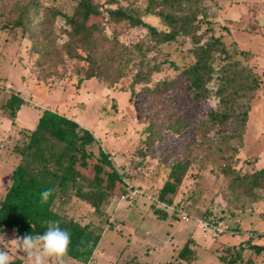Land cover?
I'll list each match as a JSON object with an SVG mask.
<instances>
[{
	"label": "rangeland",
	"instance_id": "rangeland-1",
	"mask_svg": "<svg viewBox=\"0 0 264 264\" xmlns=\"http://www.w3.org/2000/svg\"><path fill=\"white\" fill-rule=\"evenodd\" d=\"M41 1L63 10H71L75 3V0ZM96 1L103 3V7L109 6L105 0ZM119 4L142 12L145 22L164 28L157 16L143 13L147 0H118L110 6ZM199 6L210 20L213 33L221 36L235 58L261 77L259 88L248 103L245 130L240 137H231L228 125L223 140L217 143L208 141V136L219 132L207 118L208 110L215 108L216 97L192 99L182 85L180 69L169 63H163L158 72H153L147 84L133 82L134 68L112 85L93 77L77 87V69L82 62L66 58L48 68L47 59L35 50L26 29H0V199L20 158L13 147L23 137L25 129L34 126L45 108L71 116L81 127L92 130L98 143L91 149L97 153L99 145L102 146L124 174L128 191L120 192L114 180L106 183L114 195L103 207L102 214H96L88 203L75 197L64 207L69 216L102 231L97 250L104 249V253L100 252L87 264H224L219 255L228 248H237L243 241L248 250H243V257L234 264H264V249L256 251L245 242L250 228L264 229V186L256 189L257 202L252 209H242L234 202L235 197L239 199L237 192L232 194L231 191L233 173L224 175L220 167L224 162L229 172L231 168L245 174L264 166V0H201ZM3 21L0 16V24ZM249 24L253 25L251 30L247 29ZM54 27L56 40L62 43L67 36L62 32L66 24L61 16H56ZM106 31L110 33V27L107 26ZM119 40L127 45L151 43L147 29L142 26L126 29ZM190 46L189 39L182 37L148 55L156 60L167 57L182 66L190 58ZM242 49L248 51V58L240 53ZM164 79L181 83L177 87L179 95L170 105L181 113L189 126L181 133L158 127L161 138L146 149V126L164 119L171 108L153 103L145 86L153 87ZM12 93L25 99L16 113L14 126L8 110L1 107ZM141 151L147 153L141 155ZM182 158L189 159L190 168L173 195L174 205L152 204V188L161 186L168 178L170 164ZM154 207H160L166 216L158 217ZM230 210L233 214L228 212ZM184 214L188 220L183 219ZM217 217L221 218L214 228L205 227V219ZM2 236L0 247L11 259L20 257L22 264H31L12 244L11 240L18 237L12 230L5 229ZM256 240L259 245L264 243V232H260ZM64 259L65 264H86ZM44 264H56V260L49 258Z\"/></svg>",
	"mask_w": 264,
	"mask_h": 264
},
{
	"label": "trees",
	"instance_id": "trees-1",
	"mask_svg": "<svg viewBox=\"0 0 264 264\" xmlns=\"http://www.w3.org/2000/svg\"><path fill=\"white\" fill-rule=\"evenodd\" d=\"M200 1L147 0L143 13L154 14L160 19L164 28H157L145 22L142 12L132 7L110 6L117 4L118 0H105L109 4L106 7L96 0H75L71 10L44 4L41 0H0V16L4 20L0 29H26L35 50L47 59L48 68L55 67L66 58L82 62L77 69V87L83 80L93 77L102 78L112 85L134 68L133 82L147 84L153 72H158L163 63H169L180 69L182 85L192 99L216 97L215 108L208 110L207 118L219 132L208 136V141L217 143L223 140L228 125L231 137L241 136L249 119L248 103L259 88L261 77L249 65L235 58L221 36L213 33L210 20L201 12ZM58 15L66 24L62 32L67 38L62 43L57 42L55 35L54 20ZM107 26L110 33L106 31ZM136 26L147 29L150 44L137 42L127 45L119 40L126 29ZM247 27L251 30L253 25ZM182 37H187L191 43L188 48L190 58L182 66L167 57L156 60L148 55ZM240 53L248 58L247 50L242 49ZM180 84L178 80L164 79L158 80L153 87L145 86L153 103H161V108H171L164 119L154 120L146 126V149L161 138L158 127L181 133L189 126L181 113L170 105L179 95L177 87ZM23 103L25 99L20 94L12 93L1 105L8 110L13 126ZM97 143L98 138L93 131L81 127L71 116L43 109L34 126L25 129L23 137L13 147L20 158L0 199V234L7 228L18 237L43 234L47 221L58 220L60 227L71 235L65 257L88 263L102 231L69 216L65 205L75 197L88 203L96 214H102L103 207L114 195L106 183L114 180L119 184L120 192L128 191L124 174L114 165L111 154L100 145L97 153L91 149ZM145 153L141 151V155ZM189 164L188 158L175 159L170 164L168 178L151 190L152 204L174 205L173 195L186 176ZM220 167L224 175L233 173L231 191L238 194V201L234 196L236 205L238 203L242 209L251 210L257 202L256 189L264 186V166L245 174L231 168L229 172V166L224 162ZM45 189H52V195L47 202H41V192ZM153 211L158 217L166 216L160 207H154ZM228 212L233 214L231 210ZM221 217L205 219V227L214 228ZM245 242L249 247H261L251 243V237ZM243 243L219 255L224 264H234L243 257ZM11 261L12 264H22L20 257Z\"/></svg>",
	"mask_w": 264,
	"mask_h": 264
},
{
	"label": "clouds",
	"instance_id": "clouds-1",
	"mask_svg": "<svg viewBox=\"0 0 264 264\" xmlns=\"http://www.w3.org/2000/svg\"><path fill=\"white\" fill-rule=\"evenodd\" d=\"M52 189L41 192V202H47L52 195ZM43 234H26L12 239V244L18 252L23 253L31 264H44L46 259L55 258L56 264H65V256L71 243L70 233L60 227V221L49 220ZM0 239H4L3 236ZM0 264H12L6 250L0 247Z\"/></svg>",
	"mask_w": 264,
	"mask_h": 264
},
{
	"label": "crops",
	"instance_id": "crops-1",
	"mask_svg": "<svg viewBox=\"0 0 264 264\" xmlns=\"http://www.w3.org/2000/svg\"><path fill=\"white\" fill-rule=\"evenodd\" d=\"M260 232H264V229H262L261 231L260 230H258V231H256V228H254V227H252V228H250L249 229V232H248V238L249 237H251V243H254V244H257L258 243V241L256 240V242H255V237L258 235V234H260ZM247 238V239H248ZM101 240V239H100ZM99 240V242H98V244H97V246H96V249L94 250V252H93V254H92V257H91V259L93 258V257H97L98 256V254L100 253V252H103L104 253V249H102V250H97L98 249V245L101 243V241ZM260 243V242H259ZM259 245V244H258ZM261 245H264V243H262ZM243 246H246L244 243H243ZM248 246V245H247ZM264 249V246H261V247H259V248H256L255 247V250L257 251V250H263ZM246 250H248V249H244V252L246 251ZM92 261V260H91ZM91 261H89L88 263H90ZM87 264V263H86Z\"/></svg>",
	"mask_w": 264,
	"mask_h": 264
},
{
	"label": "built area",
	"instance_id": "built-area-1",
	"mask_svg": "<svg viewBox=\"0 0 264 264\" xmlns=\"http://www.w3.org/2000/svg\"><path fill=\"white\" fill-rule=\"evenodd\" d=\"M183 219H186V220H188V218H187V215L186 214H184L183 215ZM204 228V227H203Z\"/></svg>",
	"mask_w": 264,
	"mask_h": 264
}]
</instances>
